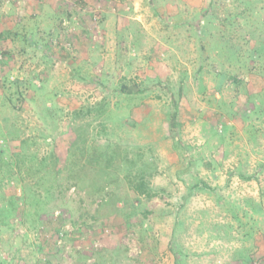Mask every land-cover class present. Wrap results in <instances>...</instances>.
Instances as JSON below:
<instances>
[{
  "label": "rangeland",
  "instance_id": "obj_1",
  "mask_svg": "<svg viewBox=\"0 0 264 264\" xmlns=\"http://www.w3.org/2000/svg\"><path fill=\"white\" fill-rule=\"evenodd\" d=\"M209 2L213 18L198 31ZM0 30L11 32L0 71L27 79L40 101L0 97V207L16 201L0 213V264H175L173 254L178 264H264V71L239 67L237 53L226 63L219 37L259 49L264 0H0ZM23 32L37 33L49 59L26 52ZM102 98L101 115L74 113ZM90 144L108 146L109 166L86 157ZM51 157L58 173L42 181ZM140 169L154 201L95 218ZM28 192L38 202L27 205Z\"/></svg>",
  "mask_w": 264,
  "mask_h": 264
},
{
  "label": "trees",
  "instance_id": "obj_2",
  "mask_svg": "<svg viewBox=\"0 0 264 264\" xmlns=\"http://www.w3.org/2000/svg\"><path fill=\"white\" fill-rule=\"evenodd\" d=\"M212 11H213V3L209 2L208 7L205 10H203L201 15L199 16V19L194 21L195 27L198 31H202V28H200V23H199L200 19L213 18ZM234 15L235 14L233 12L232 13L229 12V14L226 15L224 20H226L227 18L232 19ZM218 22L223 23L222 20H220ZM64 28H65V26L61 27V31H59L61 34L63 33L62 30ZM53 33H54L53 31L48 32L49 36H48V41H46L47 44H51V42L53 41V36L56 37V35ZM6 35L7 36L11 35V32L8 31V33ZM6 35L4 34V32H2V30H0V42L2 41V39L4 37H6ZM35 35H37V33L36 34L34 33V35H33L34 40H32L29 37H28L29 39H27L25 32H23V34L21 35L23 38V41H25L27 43V46H25V45L23 46L27 50V51L26 50L25 51L29 52V50H31L36 55L40 51L41 53H39L37 56H39L41 58L49 59L48 57L51 55L52 52H49L50 50L46 46L40 47L38 42H40L41 40L39 38L37 39V37H35ZM219 37H220V40L222 41V44H223L221 46V48L224 49V47H228V49H229V53H228V55L226 54V57H225L226 60H224L226 63L229 61V58H233V56L231 54L235 55V53H237V55H239V57H244L242 60L239 57L236 60L238 63H240L239 67L244 68L246 71L248 70V72L256 73L258 75L261 74V68H263L262 72L264 71V39H263L262 45L259 49H257L255 46H253L251 48H248V50L244 51L243 50L244 45H237V44L234 45L232 41L229 42L230 39L228 40L226 38V36H224L223 32L220 34ZM32 41H34V42H32ZM72 42H74V41H72ZM66 44H68V43H66ZM65 47L66 46H65L64 42H60L57 52L59 54L63 53ZM38 49H40V50H38ZM4 52L5 51H3L2 53L4 54ZM8 54H9L8 59L13 60L14 59L13 54H11V53H8ZM2 55L0 57H2ZM233 62H234V60H233ZM233 62H231V64H233ZM4 70H6V71H3V70L0 71V97L3 99V105L8 106V107H10V106L14 107V104L12 102V100L14 98L21 100V102L27 100V102L30 104V106H31V103L33 105L36 103H40V101H38V99L36 98L37 97L36 95H34V94L30 95V93L28 94V92L25 90V87H32L31 82H29L27 79L24 80V78H20L18 75H13L10 72V70L7 68ZM262 76L264 77V74ZM183 85H184V82L181 81L180 85H179V96H181V91H182ZM34 87H36V85H34ZM30 90L33 91L32 89H30ZM114 90H115L114 91L115 93L119 92V89H117V88H114ZM38 98H40L39 95H38ZM53 109L54 108L51 106H46V108L44 109L45 110L44 112L51 114ZM93 109H95V110H93ZM107 109H109V103L106 100V98H102V100L100 102H98L96 105H93L91 107L87 105V108H85V110L87 112H85L84 108H82L81 110H76L74 113L76 115L77 114L87 115L86 113L91 114L90 112L94 111L95 112L94 116H96V114L101 115ZM43 115L39 114L40 117H42ZM2 120L4 121V122H2V125H4L6 127V125H7V123L5 121L6 118H3ZM178 120H179V103H178V101H174L173 110H172L171 115H170V127L175 131H178V126H177ZM132 123H134V119L128 118L127 120H125L123 122V125L126 126L127 128H132L133 127ZM176 141H178V139H176ZM106 151H108L107 145L102 146V148L97 146L96 144H90L88 146H85L86 157H89V156L92 157V156L99 154L100 155L99 157L104 160V163H105L104 165L109 166L111 163V158H114V153L109 156V155H106ZM40 162H41L40 167H42V172H41L42 173L41 178L43 179L42 181L55 179L56 175L58 173V164H57L56 158L51 157L48 162H43V160ZM70 166L71 167L75 166L74 162H70ZM125 177L127 178V181L130 183V185L128 188L125 189L124 196L115 195L113 201L108 202L109 204H106L104 206H98L94 212L95 218H96V216H98V217L99 216L109 217L112 214H114L115 212H117V211L120 212L122 209H125L128 206L132 207L133 202L130 201L131 199H134L136 202H138L139 198L143 197L144 200H147L148 203L154 201V198L156 197L155 193L157 191L153 192L151 189H147V188L143 187L145 184V180H146L143 169L138 170V173H135V174H132V173L125 174ZM121 182H124L123 179L121 180ZM29 193L30 192H28V194H26L25 196H22V199L25 201V203L27 205H29V204H31V202H38V199L36 197L31 198L32 193L31 194H29ZM5 194L6 193H4V192L0 193V198L2 196H4ZM190 194H191V187L187 188V191L182 196V198L185 200L190 196ZM14 197L15 196H12V194H11V196L8 197L9 198V201H7L8 205L0 207V213H6V215L9 216L10 211L12 212V214L15 212L16 201H14ZM39 200L42 201L41 199H39ZM27 205H26V207H27ZM22 209L24 210V207ZM146 210L149 213L152 212L151 207H147ZM37 211L40 212L41 210L37 209ZM139 214L145 215L144 212H139ZM135 218L140 219L139 217H135ZM168 243H170L169 249H171V251H173L172 237L171 236L168 239ZM173 255H174L175 264H178L177 255L176 254H173Z\"/></svg>",
  "mask_w": 264,
  "mask_h": 264
}]
</instances>
